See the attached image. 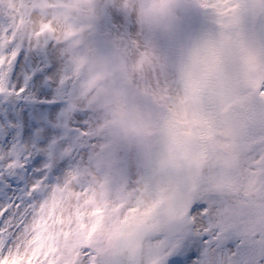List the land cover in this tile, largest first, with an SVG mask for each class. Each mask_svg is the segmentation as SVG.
I'll list each match as a JSON object with an SVG mask.
<instances>
[{
  "label": "snow or ice",
  "instance_id": "snow-or-ice-1",
  "mask_svg": "<svg viewBox=\"0 0 264 264\" xmlns=\"http://www.w3.org/2000/svg\"><path fill=\"white\" fill-rule=\"evenodd\" d=\"M4 5L0 264H264V0Z\"/></svg>",
  "mask_w": 264,
  "mask_h": 264
},
{
  "label": "rangeland",
  "instance_id": "rangeland-1",
  "mask_svg": "<svg viewBox=\"0 0 264 264\" xmlns=\"http://www.w3.org/2000/svg\"><path fill=\"white\" fill-rule=\"evenodd\" d=\"M7 10V5H4L3 7H0V11H6ZM38 19V17H37ZM191 25L192 28H198L199 25L197 23V21L195 20V18H188L186 19V23H185V28L187 29L188 26ZM177 39L176 37H162L161 38V44L162 45H167L168 43L172 42L173 40Z\"/></svg>",
  "mask_w": 264,
  "mask_h": 264
}]
</instances>
